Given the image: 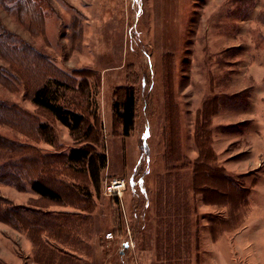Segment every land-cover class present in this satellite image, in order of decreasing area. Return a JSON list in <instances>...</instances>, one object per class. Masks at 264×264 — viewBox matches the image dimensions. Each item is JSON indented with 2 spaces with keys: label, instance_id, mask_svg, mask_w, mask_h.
I'll list each match as a JSON object with an SVG mask.
<instances>
[{
  "label": "rangeland",
  "instance_id": "374dc122",
  "mask_svg": "<svg viewBox=\"0 0 264 264\" xmlns=\"http://www.w3.org/2000/svg\"><path fill=\"white\" fill-rule=\"evenodd\" d=\"M47 1L41 34L2 4L0 21L52 63L49 75L67 85L62 101L94 126L107 165L96 193L64 157L87 143L31 101L49 75L0 57L10 82L0 81V264H264V0ZM130 85L137 116L124 136L113 105ZM42 122L53 145L37 132ZM17 150L51 158L29 174L70 186L64 203L10 174ZM207 150L246 203L233 194L214 206V195L194 192ZM115 180L125 186L111 195ZM24 209L53 212L58 226H33Z\"/></svg>",
  "mask_w": 264,
  "mask_h": 264
},
{
  "label": "trees",
  "instance_id": "16d2710c",
  "mask_svg": "<svg viewBox=\"0 0 264 264\" xmlns=\"http://www.w3.org/2000/svg\"><path fill=\"white\" fill-rule=\"evenodd\" d=\"M48 3L47 0H0V4L9 8L10 12L13 11L20 21H28L29 24L31 22L33 25L35 22V27L30 24V31L35 34L42 33L43 22L47 10L50 8ZM38 30H41V32H38ZM26 45L27 44L24 42L17 44L15 36H13L0 21V57L6 59V61L9 59V56L15 57L17 61H27L28 64L40 67L42 71L49 75L48 71H51L52 63L36 51L34 52L28 49ZM48 61L49 64L47 63ZM8 80L7 76L0 70V81L8 82ZM8 83L10 84V82ZM66 88L67 85L58 80V77L53 74L49 75L37 87L32 89L31 101L39 110L48 113L55 121L67 128L75 141L78 143H87L82 147L71 149L64 157L69 167L88 175L94 190L98 193L102 183V172L107 165V157L104 152L98 151L94 147L98 143L94 126L88 123L83 113L72 108L69 103L62 101V94ZM121 90V93H116V98L118 99L114 102L113 109L116 119L121 123L123 135L129 136L135 127L138 100L136 89L133 85L124 87ZM214 105V108L221 105L217 98L214 99ZM37 132L46 143L50 145L55 143L53 129L47 123H38ZM20 149L22 150V147ZM210 151L212 150H207L208 157L206 155L204 161H200L196 165L193 185L194 192L206 196L214 195V206H224L227 199L233 194H239L240 201L246 203V191L237 186V183L226 174L225 169L215 164L214 169L211 168V166L209 167L211 163V161H209ZM16 153H18L21 158L20 160L15 158L16 163H14L15 165L13 166L11 163L10 165L8 164L13 170L10 174L13 175L18 182L25 181V183L30 186V189L39 195L41 199L53 204L64 203L65 188L67 189L70 186H64V184L58 186V183L54 185L50 184L46 178L43 177V173L37 176L29 174V172L32 171L30 168L36 171L37 167H44L39 164L46 165L51 158L47 155L40 156L39 154L33 156H27L25 154L22 156L19 150H17ZM215 162L216 155L214 153V163ZM25 166H27V169H25ZM22 169H25V179L18 178L22 174L20 173ZM2 174L4 175V173ZM201 178L205 179V182H202V184L198 182L199 180L202 181ZM71 188L75 189L77 194L83 199L88 200V198H91L88 190L86 191L79 186ZM114 199L118 200V197L115 196ZM16 210L17 209H15V211ZM35 210H25L28 214L33 212V214L31 213L33 215V226H38L42 229L53 225L58 226V217H54L53 212ZM64 220L67 221V218Z\"/></svg>",
  "mask_w": 264,
  "mask_h": 264
},
{
  "label": "built area",
  "instance_id": "2783aa9c",
  "mask_svg": "<svg viewBox=\"0 0 264 264\" xmlns=\"http://www.w3.org/2000/svg\"><path fill=\"white\" fill-rule=\"evenodd\" d=\"M124 182L120 180H115L112 182L111 186L107 188L108 192L112 194H120V192L124 189ZM107 240H112L114 238L113 233H108L106 235Z\"/></svg>",
  "mask_w": 264,
  "mask_h": 264
}]
</instances>
